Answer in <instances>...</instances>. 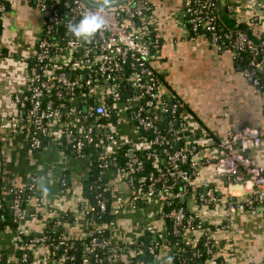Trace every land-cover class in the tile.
Masks as SVG:
<instances>
[{
	"label": "built area",
	"instance_id": "1",
	"mask_svg": "<svg viewBox=\"0 0 264 264\" xmlns=\"http://www.w3.org/2000/svg\"><path fill=\"white\" fill-rule=\"evenodd\" d=\"M30 1L45 21L35 55L26 65L24 97L16 98L18 114L9 121L3 119V126L22 132L31 150L51 144L74 158L89 160V169L94 164L98 171L89 185L93 200H82L75 212L62 211L51 218L47 214L52 207L37 191L36 178L25 187H0V232L12 231L16 239L14 251L0 250V264H157L163 250L174 258L173 264L189 260L212 264L217 241L207 233L208 226L195 207L212 209L224 197L229 218L216 230L228 227L231 215L256 210L264 214V165L249 153L260 148L264 134L257 127L245 126L217 138L196 122L191 131L184 103L169 97L157 68L155 51L160 41L152 37L151 20L158 0L115 5L105 29L89 41H78L67 30L69 22L92 10L85 0ZM220 4L222 0H184L181 16L188 34L192 39L205 38L237 62L248 52L251 57L242 72L260 87L264 35L256 42L241 28L219 25ZM224 6L230 13L236 9L231 2ZM5 9V1L0 0V35ZM120 125L129 126L136 139L132 141ZM124 148L122 168L118 154ZM147 160H152L155 170L137 177ZM209 164L225 184L223 196L210 182L196 186ZM114 169L129 185L123 201H118L107 180ZM5 201L8 218L2 213ZM155 205L166 224L162 233L151 220ZM129 209L140 210L142 218L131 234L120 223L121 212ZM72 215L74 222L67 219ZM30 219L40 220L41 229L27 225ZM81 220L87 227L85 234H69L70 226ZM52 223V227L64 228L59 237L46 230ZM78 241L77 261L76 253L69 254V250H77ZM182 243L193 248L188 251ZM60 248L61 253L57 252ZM149 254L153 260L142 261Z\"/></svg>",
	"mask_w": 264,
	"mask_h": 264
},
{
	"label": "crops",
	"instance_id": "2",
	"mask_svg": "<svg viewBox=\"0 0 264 264\" xmlns=\"http://www.w3.org/2000/svg\"><path fill=\"white\" fill-rule=\"evenodd\" d=\"M6 9L2 17L0 35V187H25L33 178L44 176L50 192L45 196L52 207L47 214L74 211L82 200L89 199V185L97 172V166L85 158H74L59 148L45 144L40 150H31L24 134L10 127L9 121L18 114L23 99L27 63L35 55L45 17L30 0H4ZM236 5L226 17L238 23L248 24L252 33L264 35V0H222V5ZM184 0H158L157 10L151 20L152 37L160 41L155 51L158 71L166 83L170 98L180 99L187 112V122L193 131V122L212 137H223L230 130L253 126L264 134V92L252 85L244 76L241 66L231 53L219 52L205 38L192 39L182 21ZM132 141L135 135L127 125H120ZM199 129V131H200ZM254 160L264 165V139L260 148L249 152ZM63 180L65 185H63ZM118 201L127 198L129 185L124 175L114 170L107 174ZM222 194L226 187L215 175L209 164L201 176ZM195 206V200L192 202ZM30 208H34L33 203ZM153 206L150 213L157 232L166 228L164 220ZM206 222L207 233L217 241V253L212 264H259L264 261V214L261 210L231 215L232 222L226 228L216 230L229 216L222 202L212 207H195ZM69 211V212H68ZM156 211V212H155ZM75 212V211H74ZM121 228L128 234L140 226V210L121 212ZM75 216H68L74 222ZM31 228L40 230L42 222L32 220ZM71 225L69 234L82 237L87 227L84 221ZM12 231L0 232V250L12 252L16 248ZM169 253L163 250L157 264H166Z\"/></svg>",
	"mask_w": 264,
	"mask_h": 264
},
{
	"label": "trees",
	"instance_id": "3",
	"mask_svg": "<svg viewBox=\"0 0 264 264\" xmlns=\"http://www.w3.org/2000/svg\"><path fill=\"white\" fill-rule=\"evenodd\" d=\"M228 13V14H227ZM229 13L230 12H228V10H227V8L224 6V5H222V4H220L219 5V14H220V22L218 23L219 25H221V24H225V25H228L230 28H241V29H243V30H245V31H247L248 32V34H249V36L251 37V38H253L256 42H260V40H261V38H262V36H260V37H257V36H255L253 33H252V31H251V29H250V27L248 26V24H245V23H238V22H236L234 19H230V17H226V14L227 15H229ZM249 57H251V55L248 53V52H244L243 53V59H241L238 63H239V65L241 66V69H244L246 66H247V63H248V61H249ZM258 75L260 76V78L262 79V85L260 86V87H258L259 89H261L263 92H264V72H262V73H260V72H258ZM160 78H162L163 79V76L162 75H160ZM164 80V79H163ZM88 150H91L92 151V149L90 148V149H88ZM124 151H125V148L122 150V151H120V153L118 154V156H119V163H118V167H124L125 166V157H124ZM95 152V151H94ZM139 152V151H138ZM137 152V153H138ZM138 154H142L141 152L140 153H138ZM150 170H155V167H154V165H153V162H152V160H147V162H146V164H145V169L144 170H142V171H140L136 176L137 177H140L141 175H147L148 173H149V171ZM97 171H98V169H97ZM102 180L103 181H105L106 182V179L105 178H102ZM28 192V191H27ZM92 192L93 191H91L90 192V194H89V198H90V200H93V196H92ZM95 193V192H94ZM9 196L10 195H7L6 197L7 198H9ZM110 201H111V196L109 197H107ZM92 203H94V201H92ZM178 205H180V200H178ZM2 213H4L5 215H6V217L8 218L9 216H10V210H9V208H8V201H5V203H4V208H3V211H2ZM67 217V216H66ZM65 217V218H66ZM67 219H68V217H67ZM52 225H53V223L46 229V230H48L53 236H55V237H59L61 234H62V232H63V230H64V228H62V227H52ZM45 230V231H46ZM44 232V231H43ZM38 234H41L42 232H37ZM33 234H36V233H33ZM107 235H108V233H106ZM146 236H148V238H150V234L149 233H147L146 234ZM152 238V237H151ZM150 238V239H151ZM150 239H146L147 241L148 240H150ZM81 242V241H80ZM79 241L78 242H76L77 243V250H69V254H71V253H76V255H77V261L79 260V258H78V256L80 255V253H81V243H80ZM182 246H184L188 251H191V249L193 248V246H185L183 243H182ZM57 252H59V253H61L62 252V250H61V248L59 249V250H57ZM188 256H190V252H188V254H187ZM153 260V257L149 254V255H146V256H144V257H142V261H152ZM197 263V262H196ZM196 263H194L192 260H189V261H186V263L185 264H196ZM67 264H71L70 262L69 263H67Z\"/></svg>",
	"mask_w": 264,
	"mask_h": 264
},
{
	"label": "clouds",
	"instance_id": "4",
	"mask_svg": "<svg viewBox=\"0 0 264 264\" xmlns=\"http://www.w3.org/2000/svg\"><path fill=\"white\" fill-rule=\"evenodd\" d=\"M118 0H95L92 10L83 13L78 21L69 22L68 33L76 40L89 41L94 35L105 29L110 10L115 7ZM36 189L42 196L49 195V182L41 176L36 182ZM173 257L167 258L166 264H173Z\"/></svg>",
	"mask_w": 264,
	"mask_h": 264
},
{
	"label": "water",
	"instance_id": "5",
	"mask_svg": "<svg viewBox=\"0 0 264 264\" xmlns=\"http://www.w3.org/2000/svg\"><path fill=\"white\" fill-rule=\"evenodd\" d=\"M89 5L93 6L94 3H95V0H85ZM128 0H118L117 4H120V3H123V2H126ZM116 4V5H117ZM110 217H107V220H109Z\"/></svg>",
	"mask_w": 264,
	"mask_h": 264
}]
</instances>
